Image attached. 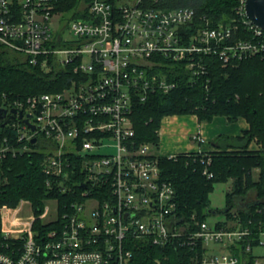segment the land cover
Listing matches in <instances>:
<instances>
[{"label": "built area", "instance_id": "obj_1", "mask_svg": "<svg viewBox=\"0 0 264 264\" xmlns=\"http://www.w3.org/2000/svg\"><path fill=\"white\" fill-rule=\"evenodd\" d=\"M245 1L237 8L240 22L212 25L184 6L86 0L89 16L72 21L67 39L55 0H0V43L31 64L69 72L60 90L15 99L7 113L17 138L0 146V163L9 154L44 153L47 186L79 197L63 208L58 198H46L39 213L27 198L0 206V264H131L128 239L189 246L188 264H244L242 251L264 264V222L255 231L235 208L213 223L196 213L185 219L174 184L161 177L157 147L136 139L132 120L137 103L178 86L162 66L168 61L184 64L194 84L211 57L222 66L264 58V27L247 17ZM197 155L212 177L211 155ZM7 182L0 164V185ZM37 219L52 225L36 230ZM9 238L22 240L12 253L3 248Z\"/></svg>", "mask_w": 264, "mask_h": 264}, {"label": "trees", "instance_id": "obj_2", "mask_svg": "<svg viewBox=\"0 0 264 264\" xmlns=\"http://www.w3.org/2000/svg\"><path fill=\"white\" fill-rule=\"evenodd\" d=\"M152 1V0H151ZM159 8L189 7L196 16L212 25L238 23L242 19L237 11L240 0H153ZM72 16L87 17L86 0H55V12ZM208 72L202 74L196 83H191L190 72L180 62L168 61L163 64L169 76L178 81V86L170 92H155L145 101L137 103L132 114L139 142H151L158 148L161 121L168 114H197L200 121H210L215 115H225L229 121L244 117L250 127L242 135L220 134L212 139L218 149L208 151L212 162V177L203 173L204 164L197 153H179L175 157L158 153L161 177L171 181L176 189L178 209L185 219L193 213L204 220L211 212H223L232 217V208L238 206L244 221L257 231L264 222V58L247 57L235 64L222 66L216 58L207 59ZM68 70L60 65L49 69L40 64H31L27 57L0 43V146L5 139L16 140V131L10 126L11 115L17 98H25L34 93L60 90L67 84ZM257 137L263 145L260 150H250L251 141ZM44 153L27 151L15 156L9 154L0 163L8 182L0 185V206L15 205L19 199H30L37 213L42 211L44 199L56 197L63 208L76 194L50 189L42 171ZM258 169L257 178L253 170ZM232 179V188L227 192V207L221 210L209 207V193L216 182ZM80 187V186H79ZM250 190L256 198L247 206L239 207V199L245 198ZM207 208V209H205ZM262 210L259 211L258 209ZM251 220V222H249ZM52 224H44L39 219L34 223L36 230L45 231ZM1 236V229H0ZM127 247L133 251L131 264H188L192 248L186 246L161 247L147 240L128 239ZM22 240L7 239L4 249L12 253L20 248ZM244 264H253L254 255L242 251Z\"/></svg>", "mask_w": 264, "mask_h": 264}, {"label": "crops", "instance_id": "obj_3", "mask_svg": "<svg viewBox=\"0 0 264 264\" xmlns=\"http://www.w3.org/2000/svg\"><path fill=\"white\" fill-rule=\"evenodd\" d=\"M250 127L242 116L229 121L225 115H215L210 121H200L197 114H168L162 118L160 143L158 149L163 154L197 153L200 150L212 151L218 147L212 139L220 134L242 135ZM201 134L206 138L200 142L194 135ZM252 143H250V146ZM248 203L245 205L247 206Z\"/></svg>", "mask_w": 264, "mask_h": 264}, {"label": "rangeland", "instance_id": "obj_4", "mask_svg": "<svg viewBox=\"0 0 264 264\" xmlns=\"http://www.w3.org/2000/svg\"><path fill=\"white\" fill-rule=\"evenodd\" d=\"M58 14H56L55 16V20L58 22V20H60V22L62 23L60 26L62 27H66L64 28V36L67 39H71L72 38V33L69 31V25L72 23V21L74 20V17L72 16L73 11L68 12V13H64V12H57ZM56 26V24H55ZM252 145H249V149L250 150H260L262 148V141L259 140L257 137H255L252 141H251ZM157 152L161 153L164 152L163 150L161 151V149L157 148ZM253 175L255 178L258 177L259 175V170L258 169H254L253 170ZM232 188V179H229L226 182L220 181V182H216L214 184V187L212 189V191L209 193V207L212 209H224L227 207V192L230 191ZM256 198V193L253 190H250L248 192V194L246 195L245 198L239 199V207H244L248 202L252 201L253 199ZM53 205V203H51ZM235 210L238 209V206L234 207ZM207 209V208H205ZM224 217V213L219 211V212H211L208 215V221L210 223H213L214 221L218 220V219H222ZM216 248L218 250H220V245H216ZM262 251V247H258L255 249L256 253H259Z\"/></svg>", "mask_w": 264, "mask_h": 264}, {"label": "water", "instance_id": "obj_5", "mask_svg": "<svg viewBox=\"0 0 264 264\" xmlns=\"http://www.w3.org/2000/svg\"><path fill=\"white\" fill-rule=\"evenodd\" d=\"M245 11L247 17L255 24L264 27V0H246L245 1ZM13 112H16V109H12ZM7 114V109H5V114ZM13 115H10L11 118ZM9 118L6 119L4 125L8 123ZM34 128V126H32ZM36 138L32 139L34 142ZM214 213V212H213Z\"/></svg>", "mask_w": 264, "mask_h": 264}]
</instances>
